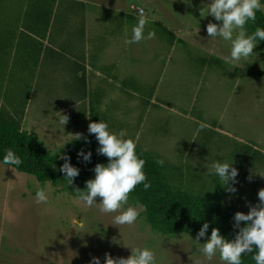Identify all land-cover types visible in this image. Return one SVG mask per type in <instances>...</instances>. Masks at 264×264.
Segmentation results:
<instances>
[{
  "label": "rangeland",
  "instance_id": "obj_1",
  "mask_svg": "<svg viewBox=\"0 0 264 264\" xmlns=\"http://www.w3.org/2000/svg\"><path fill=\"white\" fill-rule=\"evenodd\" d=\"M156 17L165 23L158 12ZM161 27L156 24L157 29ZM0 58L7 62L9 53ZM183 58L187 63L175 51L164 52L159 59L167 60L166 66L146 75L144 87L114 89L111 103L102 105L109 130L124 132V138L134 142L138 138L137 148L164 161L165 178L174 187L205 195L217 190L223 201L248 212L264 188V48L258 44L239 67L223 57L216 60L205 50ZM7 68L0 64V106L9 108L10 103L22 110L33 84L32 73L20 71L27 67L19 64ZM133 90L140 94V104L131 103L136 98L128 93ZM33 107L28 105L30 112ZM52 107H39V119ZM71 107L83 119L84 104ZM30 116L26 110L25 127L38 134L51 153L60 152L66 138H59L68 135L56 137L43 121ZM68 118L66 126L60 123L56 130L73 131L71 114ZM217 161L233 163L238 169L235 193L208 172ZM8 167L0 161V264H90L93 257L106 264V253L127 258L132 248L145 247L154 252L156 264H224L218 253L208 260L199 250L209 234L197 241L198 232L161 233L150 227L143 206L129 200L121 211L139 205V217L134 224L119 227L112 224L119 213L100 212L99 197L91 207L80 200L83 185L40 181L32 173ZM94 178L95 174L88 179ZM40 188L48 199L37 203Z\"/></svg>",
  "mask_w": 264,
  "mask_h": 264
},
{
  "label": "crops",
  "instance_id": "obj_2",
  "mask_svg": "<svg viewBox=\"0 0 264 264\" xmlns=\"http://www.w3.org/2000/svg\"><path fill=\"white\" fill-rule=\"evenodd\" d=\"M211 2L0 0V56L5 52L10 56L7 62L0 58V64L8 66L7 70L15 64L26 66L20 71H30L33 79L25 107L16 110L10 103L9 108L0 106V116L17 121L21 129L40 138L25 127V112L27 110L31 118L39 119V107L53 104L55 107L50 108L49 114L39 120L56 137L68 135L59 138H66V144L76 133L86 134L93 120L107 123L103 111L106 106L102 105L111 103L114 89L144 87L146 75L156 73L161 65L162 69L166 66L167 60L161 63L159 59L164 52L175 51L177 57L184 59L192 52L205 50L216 60L229 58L231 42L219 37L210 38L207 33L209 22L222 24V21L211 15H200L201 7ZM135 6L142 7L148 18L145 39L127 45L125 40L131 38L132 28L138 23L139 12ZM156 12L163 16L165 23L157 19ZM156 24L162 25L161 30ZM150 31L155 33L153 39H147ZM128 94L136 98L132 104L141 103L137 91ZM30 104L35 106L33 112L28 109ZM81 104H84L80 109L83 119L79 111L71 107ZM68 114L75 125L69 134L56 130L61 125L60 117Z\"/></svg>",
  "mask_w": 264,
  "mask_h": 264
},
{
  "label": "clouds",
  "instance_id": "obj_3",
  "mask_svg": "<svg viewBox=\"0 0 264 264\" xmlns=\"http://www.w3.org/2000/svg\"><path fill=\"white\" fill-rule=\"evenodd\" d=\"M190 3V0H186ZM139 11L138 23L132 28V36L125 40V44L138 43L145 39L144 30L148 23V18L143 9ZM264 11V4L261 0H212L200 9L201 17L211 15L222 24L209 22L207 33L210 38H221L231 41L230 57L227 63L239 67L241 60H247L254 52L258 41H264V28L257 27L255 31L248 34L246 24L249 21L255 22L256 13ZM154 32H148L147 39H153ZM68 116L60 117V123L66 125ZM206 127V125H201ZM90 134H94L100 147L97 149L99 155L108 158L107 164L98 163L95 168V178L86 182V189L81 192L80 200L91 207L96 204V199H101L100 212L119 213L114 217L112 224L116 226L132 225L136 222L140 214V206H129L121 211L122 207L128 203L129 195L136 187L143 184L145 190L151 187L147 181L144 171L146 161L138 155L137 142L132 139H125V133L119 134L109 130L108 124L100 120L91 122L88 127ZM82 139V134L77 133L75 140ZM87 162L91 159V152L78 154ZM70 158L65 157V163L60 167V171L65 174V179L71 185L79 175V169L69 162ZM3 163L8 165L15 172V166L23 163L22 159L11 149L6 151ZM163 165V160L156 161ZM233 163L217 161L208 172L215 175L221 181V185L235 193L234 187L238 176V169L232 166ZM232 182L231 184L229 182ZM76 191H80L77 189ZM259 202L249 205L250 211L244 213L238 211L234 215V228H239L235 239L228 240L221 235L219 228H213L210 237L199 250L203 256L211 260L216 254L224 264H242V256L255 252L253 259L255 264H264V188L258 192ZM48 199L45 189L40 188L36 192V202H46ZM241 222H246V226L241 227ZM209 224L206 222L199 230L196 240L207 235ZM90 264H100L99 257H93ZM106 264H156L155 254L148 248H132V254L127 257L113 258L110 253H106Z\"/></svg>",
  "mask_w": 264,
  "mask_h": 264
},
{
  "label": "trees",
  "instance_id": "obj_4",
  "mask_svg": "<svg viewBox=\"0 0 264 264\" xmlns=\"http://www.w3.org/2000/svg\"><path fill=\"white\" fill-rule=\"evenodd\" d=\"M257 27L264 28V11H258L255 22L249 21L245 26L248 34L253 33ZM258 44L264 48V41H258ZM99 147L96 136L87 131L82 139L75 140L74 136L60 152L51 153L38 136L21 129L17 121L0 116V161L3 162L6 151L11 149L23 161L15 168L34 174L40 181H67L59 169L65 163V157H69V162L80 170L74 182L83 185L80 186L83 190L88 178L95 174V166L109 162L106 156L98 154ZM81 150L84 153L91 152L90 161L86 162L78 155ZM136 151L146 161V182H150L151 187L145 190L143 184L138 185L130 193L129 201L143 206L144 217L152 229L166 234L199 232L207 222V234L211 235L213 228H219L226 239H235L239 228H234V215L238 211H246L223 201L217 196V190L205 195L174 187L166 180L163 168L156 163L158 160L154 156L144 149L136 148ZM243 226H246V222H241ZM254 255L255 252L244 254L242 264H255Z\"/></svg>",
  "mask_w": 264,
  "mask_h": 264
},
{
  "label": "built area",
  "instance_id": "obj_5",
  "mask_svg": "<svg viewBox=\"0 0 264 264\" xmlns=\"http://www.w3.org/2000/svg\"><path fill=\"white\" fill-rule=\"evenodd\" d=\"M134 9H135L137 12H139L138 10L143 9V8H142V7H137V6H135Z\"/></svg>",
  "mask_w": 264,
  "mask_h": 264
}]
</instances>
